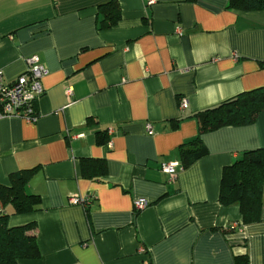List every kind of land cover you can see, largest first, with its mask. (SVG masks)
I'll return each mask as SVG.
<instances>
[{
	"label": "crops",
	"instance_id": "obj_1",
	"mask_svg": "<svg viewBox=\"0 0 264 264\" xmlns=\"http://www.w3.org/2000/svg\"><path fill=\"white\" fill-rule=\"evenodd\" d=\"M111 1L0 0L5 82L33 55L48 72L36 122L0 119V185L34 170L27 193L41 199L8 220L34 226L41 256L28 264H264V192L261 221L241 228L239 207L219 202L224 168L264 148V112L204 135L207 155L175 178L161 170L197 137L196 113L264 87V11L118 0L121 20L102 28ZM86 160L104 161L106 174H85ZM90 196L87 207L70 202ZM138 200L148 205L136 212Z\"/></svg>",
	"mask_w": 264,
	"mask_h": 264
},
{
	"label": "trees",
	"instance_id": "obj_2",
	"mask_svg": "<svg viewBox=\"0 0 264 264\" xmlns=\"http://www.w3.org/2000/svg\"><path fill=\"white\" fill-rule=\"evenodd\" d=\"M196 2L197 0H188ZM228 8L238 12L264 11V0H228ZM102 28L112 29L121 20L118 0L101 5ZM264 112V87L243 92L220 105L196 113L199 132L197 137L180 148L181 168L186 169L207 155L203 136L227 127L252 125ZM83 172L92 177L107 172L104 161L86 160ZM34 170L21 171L10 176L9 186L0 185L3 208L10 207V214L0 215V264H28L40 258L37 238L31 232L32 224L9 227V216L30 214L39 209V196L27 193V186ZM89 176V175H88ZM264 192V148L243 153L242 157L225 167L222 173L219 202L223 206L237 205L241 219L239 228L261 221ZM235 264H249L247 255L238 256Z\"/></svg>",
	"mask_w": 264,
	"mask_h": 264
},
{
	"label": "built area",
	"instance_id": "obj_3",
	"mask_svg": "<svg viewBox=\"0 0 264 264\" xmlns=\"http://www.w3.org/2000/svg\"><path fill=\"white\" fill-rule=\"evenodd\" d=\"M150 3L152 4L153 1ZM26 66V72L13 84H7L0 72V119L15 117L24 119L30 123L36 122L38 119L34 106L45 93L42 79L48 72L36 55L26 59ZM66 93L71 96L72 90L68 89ZM180 106L181 109H186L188 107L187 101H182ZM147 129L148 134L153 135L151 125H147ZM161 170L165 174L175 178L177 172L182 170V168L179 163H169L162 165ZM93 199L95 198L91 196L85 199L73 197L70 202L72 205L87 207ZM147 205L146 201L138 200L134 203L135 211H142Z\"/></svg>",
	"mask_w": 264,
	"mask_h": 264
}]
</instances>
